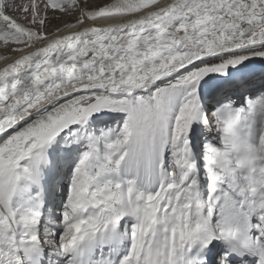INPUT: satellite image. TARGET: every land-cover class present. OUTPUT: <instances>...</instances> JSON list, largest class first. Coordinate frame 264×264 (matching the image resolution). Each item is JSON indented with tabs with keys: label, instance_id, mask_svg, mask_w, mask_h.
I'll return each mask as SVG.
<instances>
[{
	"label": "snow or ice",
	"instance_id": "1",
	"mask_svg": "<svg viewBox=\"0 0 264 264\" xmlns=\"http://www.w3.org/2000/svg\"><path fill=\"white\" fill-rule=\"evenodd\" d=\"M0 264H264V0H0Z\"/></svg>",
	"mask_w": 264,
	"mask_h": 264
}]
</instances>
